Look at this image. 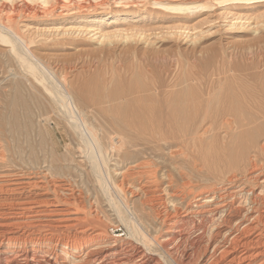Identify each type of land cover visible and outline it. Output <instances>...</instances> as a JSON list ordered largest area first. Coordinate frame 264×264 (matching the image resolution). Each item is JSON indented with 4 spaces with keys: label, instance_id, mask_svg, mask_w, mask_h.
<instances>
[{
    "label": "bare ground",
    "instance_id": "bare-ground-1",
    "mask_svg": "<svg viewBox=\"0 0 264 264\" xmlns=\"http://www.w3.org/2000/svg\"><path fill=\"white\" fill-rule=\"evenodd\" d=\"M9 6L0 7V28L11 35L0 29V38L17 54L36 95L11 110L25 129H0V264H264V78L256 83L249 73L242 107L210 111L208 105L191 114L179 98L167 112L142 104L128 110L124 93L71 79L75 67L67 62L51 68L59 72L60 83L53 84L60 89L50 86L30 55L22 56L23 47L34 51L16 28L21 14H8ZM184 7L200 4L184 1L172 9ZM92 20L84 19L80 30ZM33 107L47 117L62 108L75 146L61 154L51 129H31ZM74 115L80 120L71 121ZM163 156L167 163L158 161ZM122 225L127 236L109 231Z\"/></svg>",
    "mask_w": 264,
    "mask_h": 264
},
{
    "label": "rangeland",
    "instance_id": "rangeland-1",
    "mask_svg": "<svg viewBox=\"0 0 264 264\" xmlns=\"http://www.w3.org/2000/svg\"><path fill=\"white\" fill-rule=\"evenodd\" d=\"M184 1L191 0H49L47 5L38 0H0V7L8 4L11 8L8 14L23 16L17 18L16 28L24 39L31 42L34 52L27 53L23 47L25 53L22 56L30 55L28 58L43 74L46 73L50 86L55 89L59 88L54 85L60 83L59 72L56 74L51 68L67 62L75 67L71 79L78 76L102 89H117L126 95L128 110L142 104L168 111V107L179 98L191 106V114L203 113L208 105L212 107L210 111L217 106H245L249 73L254 74L256 83L259 77L264 78V74L260 75L264 73V0H197L200 7L195 10L186 7L172 9ZM27 6H35L36 11L30 12ZM23 8L28 11L25 13ZM112 17L126 20L117 23L110 19ZM86 18L94 20L80 30ZM0 29L11 35L6 29ZM101 29L115 36L102 38ZM249 50L257 51L260 57H251ZM16 56L10 51V45L0 38V129H25L18 123L15 125L17 120L11 110L16 101L30 103L36 95L28 84L29 75ZM252 63L253 69L249 70ZM46 64L51 65L49 69ZM23 82L26 86L19 97L18 87ZM40 98L45 100L47 109L49 103L54 102L52 96L50 102ZM32 109L31 129H51L55 141L61 146V154L75 146V140L65 132L71 128L67 127L68 116L62 108V113L53 111L51 117L43 116L35 107ZM202 113L199 121L203 118ZM73 117L76 119L71 118V121L80 120L76 115ZM98 117L108 126L107 129H112L104 117ZM89 121L95 119L91 117ZM234 128V132L242 130ZM75 157L77 161L87 159L79 154ZM110 158L109 167L113 172L116 161L113 154ZM163 159L167 163V156L158 158V161L164 163ZM70 164L78 170L77 173H83L79 167L75 168L76 162ZM86 165L91 168V164ZM103 206L115 220V211L107 200ZM125 229L122 225L120 228L111 227L109 231L127 236Z\"/></svg>",
    "mask_w": 264,
    "mask_h": 264
}]
</instances>
